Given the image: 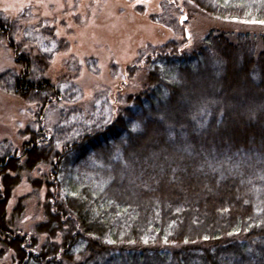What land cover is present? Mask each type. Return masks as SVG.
Segmentation results:
<instances>
[{"label":"trees","instance_id":"obj_1","mask_svg":"<svg viewBox=\"0 0 264 264\" xmlns=\"http://www.w3.org/2000/svg\"><path fill=\"white\" fill-rule=\"evenodd\" d=\"M174 1L171 12L181 14ZM187 1L212 18L264 23V0ZM18 30L0 14V40L16 64L0 74V91L34 106L21 147L0 141V260L264 264V44L256 36L213 29L195 49L147 45L126 71L132 80L146 70L144 90L98 94L86 110L78 84L47 77L66 42L31 29L18 41ZM96 62H87L93 73ZM43 168L29 180L45 191L40 242L14 227L27 197L8 209L22 175Z\"/></svg>","mask_w":264,"mask_h":264},{"label":"rangeland","instance_id":"obj_2","mask_svg":"<svg viewBox=\"0 0 264 264\" xmlns=\"http://www.w3.org/2000/svg\"><path fill=\"white\" fill-rule=\"evenodd\" d=\"M173 1L0 0V14L19 27L18 41L23 40L24 30L31 29L37 33L53 30L56 39L66 42L68 49L55 55L47 77L53 82L66 79L78 84L83 92L81 103L86 110H90L98 94L105 93L108 99L113 100L117 94L124 97L144 90L146 70L143 69L132 80L127 79L126 71L134 65L139 51L147 45L159 47L178 40L186 49H195L203 37L215 29L231 34L250 33L258 38L259 45L263 47L264 23L212 18L187 0H175L181 7V14H176L171 12L174 10L171 6ZM161 15L163 22L159 19ZM170 15L178 20L182 31L177 32L165 23L171 19ZM29 37L31 40L38 38ZM44 41L48 39L40 38L38 43ZM90 59L97 61V73L87 66ZM15 66L13 52L0 40V74ZM33 113V105L0 91V141L7 140L21 147L23 139L19 133L32 125ZM48 118L50 124L55 125L59 114L51 113ZM44 171L43 168L22 175V183L14 191L8 209L11 213L18 200L27 197L25 212L15 221L14 227L16 231L33 235L40 242L44 241V237L35 233V226L44 221L42 203L45 191L34 190L29 180ZM11 255H4L0 264H9Z\"/></svg>","mask_w":264,"mask_h":264}]
</instances>
